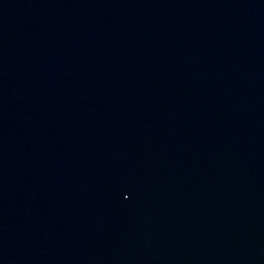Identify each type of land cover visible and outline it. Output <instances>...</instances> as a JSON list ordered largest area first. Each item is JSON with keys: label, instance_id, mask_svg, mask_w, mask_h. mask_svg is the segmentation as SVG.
<instances>
[{"label": "water", "instance_id": "95a60500", "mask_svg": "<svg viewBox=\"0 0 264 264\" xmlns=\"http://www.w3.org/2000/svg\"><path fill=\"white\" fill-rule=\"evenodd\" d=\"M0 264H264V0H0Z\"/></svg>", "mask_w": 264, "mask_h": 264}]
</instances>
